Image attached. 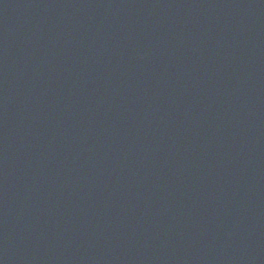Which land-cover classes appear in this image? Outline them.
Masks as SVG:
<instances>
[{
  "label": "water",
  "instance_id": "95a60500",
  "mask_svg": "<svg viewBox=\"0 0 264 264\" xmlns=\"http://www.w3.org/2000/svg\"><path fill=\"white\" fill-rule=\"evenodd\" d=\"M0 264H264V0H0Z\"/></svg>",
  "mask_w": 264,
  "mask_h": 264
}]
</instances>
